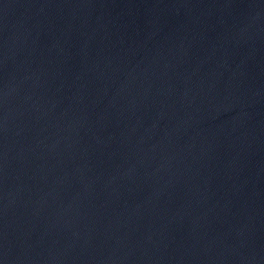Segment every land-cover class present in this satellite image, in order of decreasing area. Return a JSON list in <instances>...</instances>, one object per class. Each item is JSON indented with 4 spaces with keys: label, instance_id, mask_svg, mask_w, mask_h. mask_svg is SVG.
Listing matches in <instances>:
<instances>
[{
    "label": "water",
    "instance_id": "water-1",
    "mask_svg": "<svg viewBox=\"0 0 264 264\" xmlns=\"http://www.w3.org/2000/svg\"><path fill=\"white\" fill-rule=\"evenodd\" d=\"M0 264H264V0H0Z\"/></svg>",
    "mask_w": 264,
    "mask_h": 264
}]
</instances>
